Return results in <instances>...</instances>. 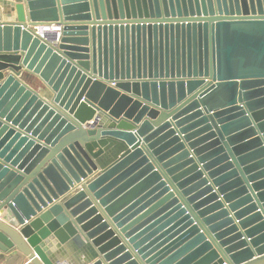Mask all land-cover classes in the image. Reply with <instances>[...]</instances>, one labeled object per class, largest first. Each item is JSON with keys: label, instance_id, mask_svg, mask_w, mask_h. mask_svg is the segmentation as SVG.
<instances>
[{"label": "water", "instance_id": "95a60500", "mask_svg": "<svg viewBox=\"0 0 264 264\" xmlns=\"http://www.w3.org/2000/svg\"><path fill=\"white\" fill-rule=\"evenodd\" d=\"M0 55L1 251L264 264V0H0Z\"/></svg>", "mask_w": 264, "mask_h": 264}, {"label": "crops", "instance_id": "0c3cea01", "mask_svg": "<svg viewBox=\"0 0 264 264\" xmlns=\"http://www.w3.org/2000/svg\"><path fill=\"white\" fill-rule=\"evenodd\" d=\"M17 16V12L13 11V17ZM56 27V25H52V26H46L43 27V31L47 32L49 36L53 37L55 33H57L58 31L55 30L54 28ZM51 33V35H50ZM53 35V36H52ZM60 38V36H59ZM60 39L58 41H56V43H59ZM8 55H0V62H2V60H6L5 58ZM15 57V55H13ZM19 58L21 57L20 55H17ZM9 60V59H8ZM9 66V67H8ZM7 66V68L5 69V76H7L11 71L9 70V68L12 66V63H9V65ZM8 69V70H7ZM4 71V69L2 70ZM21 80L26 83L27 85L31 86L32 88H34L35 90H38L39 92L43 93V96H45V98L50 101L53 102L50 98L49 95H46V91H45V85L43 84V81L34 73L29 72L25 69H22L21 75H20ZM31 80V81H30ZM1 82H3V80H0ZM0 82V83H1ZM114 85V84H113ZM56 106L58 107V105L56 104ZM60 108V110H62L63 112H65L63 110V108ZM66 113V112H65ZM67 114V113H66ZM71 117V115H70ZM94 120L88 121V123H94ZM105 122L104 119L99 120V123ZM127 146V145H126ZM94 178V177H93ZM75 191H73L72 193H69L68 197L73 194ZM1 221L3 222H7L4 219L0 218ZM22 227V226H21ZM20 227V228H21ZM18 228V229H20ZM70 254L72 255L73 259L76 260L77 256L71 251ZM74 255V256H73ZM99 257H97L95 260H98ZM101 258V257H100ZM103 260V259H102ZM104 261V260H103ZM71 260L70 258H64L61 262V264H70ZM105 263V261H104ZM0 264H35L27 255H25L23 252H21L18 248H12L9 249L8 251L4 252L0 250ZM91 264V263H89ZM106 264H110V263H106Z\"/></svg>", "mask_w": 264, "mask_h": 264}, {"label": "bare ground", "instance_id": "6f19581e", "mask_svg": "<svg viewBox=\"0 0 264 264\" xmlns=\"http://www.w3.org/2000/svg\"><path fill=\"white\" fill-rule=\"evenodd\" d=\"M46 27V26H45ZM55 30H57L58 32H57V37H58V40L60 39L59 38V36H60V30H61V28L59 27V26H56L55 28H54ZM40 34H41V36H44V34L46 35V36H49L48 35V33L47 32H44L43 31V28L41 29V32H40ZM50 35H51V33H50ZM53 35H55V34H53ZM52 35V36H53ZM49 37H51V36H49ZM58 40H56V41H58ZM2 58H7L6 60H2V62H0V76L3 74V71H2V69L3 68H7L6 66H8L9 65V63H12V66L14 67V68H19V62H20V58L18 57V56H6V57H3L2 56ZM9 59V60H8ZM2 67V68H1ZM9 67V66H8ZM22 72V71H21ZM31 81V80H30ZM44 84V83H43ZM34 89V88H33ZM35 90V89H34ZM37 92H39L38 90H36ZM40 94H42L43 95V93H41V92H39ZM123 149H125V148H120V151L119 152H121V151H123ZM28 229L26 230V232L27 233H25V234H27L28 236H30L29 234H28ZM30 238H31V241L32 242H34L35 243V241H34V238L32 237V236H30Z\"/></svg>", "mask_w": 264, "mask_h": 264}, {"label": "rangeland", "instance_id": "374dc122", "mask_svg": "<svg viewBox=\"0 0 264 264\" xmlns=\"http://www.w3.org/2000/svg\"><path fill=\"white\" fill-rule=\"evenodd\" d=\"M1 68H2V67H1ZM5 69H6V68H5ZM5 69H4V71H3L4 76H5V74H6V73H5ZM2 70H3V69H2ZM7 70H8V69H7ZM2 80H3V79H2ZM0 82H1V81H0Z\"/></svg>", "mask_w": 264, "mask_h": 264}]
</instances>
